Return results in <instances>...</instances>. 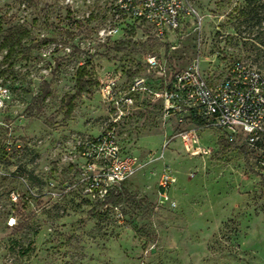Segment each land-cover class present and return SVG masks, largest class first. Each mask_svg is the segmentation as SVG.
Wrapping results in <instances>:
<instances>
[{"label":"rangeland","instance_id":"374dc122","mask_svg":"<svg viewBox=\"0 0 264 264\" xmlns=\"http://www.w3.org/2000/svg\"><path fill=\"white\" fill-rule=\"evenodd\" d=\"M112 1L0 0V264H264V145L165 116L144 60L210 80L238 58L264 70V0H192L198 22L164 40L114 20ZM81 70L94 83L68 102ZM137 77L131 105L102 99ZM111 125L144 164L106 203L63 192L78 139ZM162 161L176 176L164 202Z\"/></svg>","mask_w":264,"mask_h":264},{"label":"built area","instance_id":"2783aa9c","mask_svg":"<svg viewBox=\"0 0 264 264\" xmlns=\"http://www.w3.org/2000/svg\"><path fill=\"white\" fill-rule=\"evenodd\" d=\"M109 11L114 20L146 27L162 40L172 33L180 34L184 27L199 19L192 0H113ZM115 31L117 28L110 29ZM144 60L147 69L159 78L154 95L162 100L165 116H174L179 122L190 120L197 127L221 129L230 135L240 132L251 145H264L261 135L264 132V70L238 58L229 63L221 78L210 80L196 63L168 72L165 61L156 55H146ZM111 85L112 80L100 87L102 99L129 106L133 102L132 93L144 85V78H134L124 91L115 92ZM181 135L184 147L192 148L187 141L192 139L190 132ZM153 159L162 160L163 152L149 154L143 162ZM142 164L139 156L122 148L115 126H108L96 135L78 139L73 171L63 192L75 191L88 199L103 201ZM258 169L264 180V148L259 154ZM175 181L173 169L162 161L158 176L159 201L169 200V189ZM11 195L14 200L19 196L14 191ZM14 222L13 217L7 221L8 225Z\"/></svg>","mask_w":264,"mask_h":264},{"label":"trees","instance_id":"16d2710c","mask_svg":"<svg viewBox=\"0 0 264 264\" xmlns=\"http://www.w3.org/2000/svg\"><path fill=\"white\" fill-rule=\"evenodd\" d=\"M5 41V45L8 46V52H10L11 50V44L8 42V39H4ZM94 82L90 81V79H86L85 78V75L83 73V71H79L75 77V86H76V89L74 91L73 94L69 95L68 96V99L70 102L71 99H74L76 98L77 96H79L84 90L85 88L88 86V85H92ZM49 95V89L48 87H46L44 89V92H43V95H42V98H45L46 96ZM120 191L118 189H113L110 191L108 197L104 200V203L108 202L109 200H112V198L114 197H117L118 195H120Z\"/></svg>","mask_w":264,"mask_h":264}]
</instances>
